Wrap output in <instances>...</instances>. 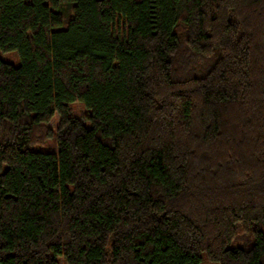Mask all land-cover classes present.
<instances>
[{
	"label": "trees",
	"instance_id": "trees-1",
	"mask_svg": "<svg viewBox=\"0 0 264 264\" xmlns=\"http://www.w3.org/2000/svg\"><path fill=\"white\" fill-rule=\"evenodd\" d=\"M0 52V264H264V0H0Z\"/></svg>",
	"mask_w": 264,
	"mask_h": 264
},
{
	"label": "rangeland",
	"instance_id": "rangeland-1",
	"mask_svg": "<svg viewBox=\"0 0 264 264\" xmlns=\"http://www.w3.org/2000/svg\"><path fill=\"white\" fill-rule=\"evenodd\" d=\"M0 58L3 61L6 62H10L14 65H19L20 64V60L18 57V54L16 52H10V53H2L0 52ZM72 110H73V114H76L77 116H84L86 114L85 109L83 108V106L79 103H75L72 106ZM58 123L57 120V116L53 119V121L51 122V125L53 127H56ZM47 150H54V146L52 144H49L48 146H46ZM43 150H45V148H43ZM202 264H214V263H210L208 261H204Z\"/></svg>",
	"mask_w": 264,
	"mask_h": 264
}]
</instances>
